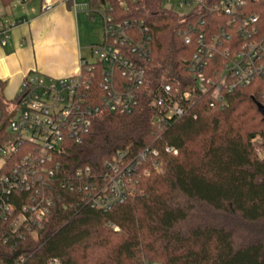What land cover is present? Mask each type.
I'll list each match as a JSON object with an SVG mask.
<instances>
[{"label": "trees", "instance_id": "1", "mask_svg": "<svg viewBox=\"0 0 264 264\" xmlns=\"http://www.w3.org/2000/svg\"><path fill=\"white\" fill-rule=\"evenodd\" d=\"M17 1L0 0V5L8 8ZM220 1L203 3L211 8ZM103 4L113 8L118 22H136L145 36L150 58L146 82L132 114L103 115L82 146L69 147L67 167H91L100 174L117 151L136 157L151 148L159 156L147 159L143 170L149 175L141 176L135 194L107 212L61 191L43 226L26 232L24 240L6 242L0 231L1 261L264 264V77L226 95L222 109L210 107L211 96L202 94L190 114L162 128L155 121L159 90L198 88L189 64L201 36L209 42L226 30L234 39L225 47L236 52L244 45L241 33L232 30L233 18L203 7L178 13L163 0H90L89 6ZM238 14L239 25L246 17H257L254 39L264 40V0H246ZM225 65L216 56L203 72L214 77ZM3 91L0 82V106L6 108ZM167 148L177 154H168ZM154 161L160 163L158 169L152 168Z\"/></svg>", "mask_w": 264, "mask_h": 264}, {"label": "built area", "instance_id": "2", "mask_svg": "<svg viewBox=\"0 0 264 264\" xmlns=\"http://www.w3.org/2000/svg\"><path fill=\"white\" fill-rule=\"evenodd\" d=\"M163 1L169 9L179 7L191 12L203 7L210 13L230 16L232 30L241 33L245 43L236 52L225 47L234 39L226 30L209 42L200 37L199 50L189 64L198 88L185 93L171 86L159 90L153 105L155 121L161 128L190 114L202 94L211 96L210 107L222 109L226 95L264 77V40L254 39L258 18L246 17L240 25L236 22L246 0H221L211 8H206L203 0ZM70 3L76 13L85 9L88 16L102 17L104 39L90 49L95 62L80 59L77 75L45 80L36 73L29 74L17 96L7 101L9 106H0V231L6 242L12 238L18 243L25 239L26 232L41 228L61 191L78 195L81 204L101 212L125 203L135 194L141 176L149 175V170H143L147 159L159 156L151 148L136 157L127 150L117 151L104 163L100 174L91 167H67L69 147L82 146L98 119L105 114L130 115L139 107L150 62L145 36H141L136 22H118L109 4L91 8L78 7L76 0ZM43 4L44 12L57 5L51 0H43ZM13 26L0 22L3 47L9 43ZM216 56L226 61L225 69L206 77L203 70ZM166 151L177 154L175 149ZM151 166L158 169L160 163L154 161Z\"/></svg>", "mask_w": 264, "mask_h": 264}, {"label": "crops", "instance_id": "3", "mask_svg": "<svg viewBox=\"0 0 264 264\" xmlns=\"http://www.w3.org/2000/svg\"><path fill=\"white\" fill-rule=\"evenodd\" d=\"M44 12L43 0H21L11 7L0 5V22L13 24L7 46L0 43V82L4 97L13 100L23 79L38 74L45 80H60L80 71L83 48L75 29L76 12L70 0Z\"/></svg>", "mask_w": 264, "mask_h": 264}, {"label": "rangeland", "instance_id": "4", "mask_svg": "<svg viewBox=\"0 0 264 264\" xmlns=\"http://www.w3.org/2000/svg\"><path fill=\"white\" fill-rule=\"evenodd\" d=\"M90 0H76V5L82 7L89 5ZM168 3H165V7H168ZM75 17V29L77 35V41L80 47L83 48L82 58H85L88 62H95V58L91 54V47L99 45L103 42V20L102 17L96 14L94 17H89L85 9H78ZM174 11L182 14L190 12V9H180L175 7ZM258 153L261 155V151Z\"/></svg>", "mask_w": 264, "mask_h": 264}]
</instances>
